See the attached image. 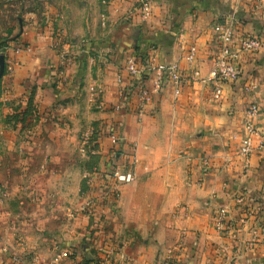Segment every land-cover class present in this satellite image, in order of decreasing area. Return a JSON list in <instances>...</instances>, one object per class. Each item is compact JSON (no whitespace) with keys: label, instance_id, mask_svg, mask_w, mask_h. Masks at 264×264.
Segmentation results:
<instances>
[{"label":"crops","instance_id":"crops-1","mask_svg":"<svg viewBox=\"0 0 264 264\" xmlns=\"http://www.w3.org/2000/svg\"><path fill=\"white\" fill-rule=\"evenodd\" d=\"M1 1L12 2L18 35L0 52V102L9 101L0 119L20 116L0 120V226L23 229L0 227V245L31 264H264L260 136L246 159L238 155L248 107L264 110V0H148L145 18L139 0H110L79 26L62 0ZM223 21L232 23L235 44L251 33L263 46L241 57L242 76L215 98L211 83L190 74L206 76L213 66V26ZM133 55L173 66L183 80L141 99L153 76L129 78ZM253 124L264 138V115ZM88 132L92 164L80 167L79 136ZM113 135L121 138L116 147ZM116 149L125 168L135 154L136 177L102 184ZM253 204L261 227L241 219ZM221 210L224 232L215 228Z\"/></svg>","mask_w":264,"mask_h":264},{"label":"built area","instance_id":"built-area-1","mask_svg":"<svg viewBox=\"0 0 264 264\" xmlns=\"http://www.w3.org/2000/svg\"><path fill=\"white\" fill-rule=\"evenodd\" d=\"M110 0H104V3H108ZM138 11L141 18L148 17L151 14V4L148 0H139ZM213 31L215 38L219 45L218 54L213 62V66L210 68L206 76H202L199 71L192 70L190 77L200 82L207 84L211 83L213 86V96L219 98L222 93V85L234 83L240 79L243 73L241 66V57L244 54H251L258 52L262 46L263 42L261 38L251 33H243L240 39L234 43V28L230 21H223L214 24ZM235 44V45H234ZM195 54V48L190 47L187 52L186 59L190 63ZM125 72L131 77L143 76L152 74L153 78L151 81V87L142 84L139 88V97L141 99L150 98V94H158L162 89L163 85L167 80H172L175 83H179L183 80L182 75L170 65L165 64H154V58H142L137 56H129L125 62L124 67ZM143 74V75H142ZM145 80V78H144ZM143 80V81H144ZM264 115V110L260 109L256 104H250L245 115V129L246 136L241 140L238 155L241 158H247L251 152L254 150L255 145L252 143L253 136H260L261 140L258 143V147H264V138L262 133L255 129L253 122ZM113 146L116 147L121 142V138L118 136H111ZM121 151L112 150L110 151L109 157L106 161L105 175L100 176L101 181L106 178H112L117 184H126L132 182L136 175L134 168L139 164L137 157L132 152L129 154V166L123 167L118 164L117 155ZM243 201V197L237 199L238 203ZM260 211V206L249 205L244 209V220H253L254 227H261L260 223L255 219L254 216ZM227 212L221 210L216 217L215 228L224 232L228 229L229 225L226 222ZM240 220L232 221L234 224L236 222H241ZM256 225V226H255ZM7 247L3 245L2 250L6 251ZM10 260L12 264H19V258L15 252H10Z\"/></svg>","mask_w":264,"mask_h":264},{"label":"rangeland","instance_id":"rangeland-1","mask_svg":"<svg viewBox=\"0 0 264 264\" xmlns=\"http://www.w3.org/2000/svg\"><path fill=\"white\" fill-rule=\"evenodd\" d=\"M60 2V1H59ZM12 2H8V1H1L0 0V43L5 45L6 47L8 46V43L10 41H12L14 39L15 36H17L18 34L14 33V22L16 21V17L17 15H15V9L14 7H12ZM62 4L65 7H68L69 9L72 10V12H75V14H77L79 16L78 20H77V25L79 26L81 24L82 19L85 21L86 17L88 16V13L91 12H100L101 8H103V6L106 5V3H104V0H62ZM79 12V13H78ZM15 15V16H14ZM69 19H74L76 21L75 17H70ZM5 71L7 72V68L5 69V66L3 67L2 72L5 73ZM0 91H1V86H0ZM5 104H3L2 102H0V107L1 105H5L6 107L9 106V101H5ZM16 110H14V112L17 113V111L19 110V106H14ZM22 116L25 115V113H21ZM20 114H6L5 117L1 118L0 120L3 119V122L5 124H9L11 122H13L14 120H18ZM22 119V118H21ZM83 136V138H82ZM90 137V133H86L85 135H80L79 139H80V144L78 145V152L80 154V160L79 163L77 164L81 167V165L83 163H86V166H89V164H92L90 160L88 159V154L91 152V146L88 144V138ZM68 151V148H67ZM71 152V150L69 151ZM86 160V161H83ZM72 179V178H70ZM88 178L86 176H83L81 178V182H83V184H87L86 180ZM99 180L101 179L100 177L98 178ZM106 180H113L112 178H105L104 181ZM104 181H101L100 183H104ZM115 182V181H114ZM116 183V182H115ZM49 184V182H48ZM53 184V182H52ZM117 184V183H116ZM0 189H3L1 187L0 184ZM4 194L0 191V203L3 201L2 198ZM17 214H20L23 210L21 209H17L14 210ZM2 228V232L4 233H8L9 229H13V233H19L22 232L23 226H8V225H4V226H0ZM3 245H5L7 247L6 251L2 250ZM10 252H15L14 250L10 251L8 245L6 244H2L0 245V264H12V261L9 259L10 258ZM16 253V252H15ZM17 254V253H16ZM17 257L19 258V264H31V262H33V257L31 256H25V255H19L17 254ZM53 264V263H51Z\"/></svg>","mask_w":264,"mask_h":264},{"label":"water","instance_id":"water-1","mask_svg":"<svg viewBox=\"0 0 264 264\" xmlns=\"http://www.w3.org/2000/svg\"><path fill=\"white\" fill-rule=\"evenodd\" d=\"M18 23H19V28H21L20 19L19 18H18ZM3 67H4V55L0 54V73L3 70Z\"/></svg>","mask_w":264,"mask_h":264},{"label":"trees","instance_id":"trees-1","mask_svg":"<svg viewBox=\"0 0 264 264\" xmlns=\"http://www.w3.org/2000/svg\"><path fill=\"white\" fill-rule=\"evenodd\" d=\"M13 40H14V39H13ZM5 47H6L5 45H3V44L0 43V52H3L4 49H5Z\"/></svg>","mask_w":264,"mask_h":264}]
</instances>
